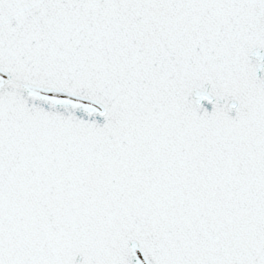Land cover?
<instances>
[{"label":"snow or ice","instance_id":"snow-or-ice-1","mask_svg":"<svg viewBox=\"0 0 264 264\" xmlns=\"http://www.w3.org/2000/svg\"><path fill=\"white\" fill-rule=\"evenodd\" d=\"M0 264H264V0H0Z\"/></svg>","mask_w":264,"mask_h":264}]
</instances>
